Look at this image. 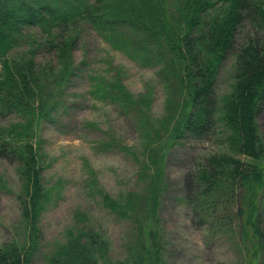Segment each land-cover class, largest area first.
<instances>
[{
	"label": "trees",
	"instance_id": "1",
	"mask_svg": "<svg viewBox=\"0 0 264 264\" xmlns=\"http://www.w3.org/2000/svg\"><path fill=\"white\" fill-rule=\"evenodd\" d=\"M167 1L0 0V114L33 113L42 103L45 108L39 109L38 118L42 116L56 126L70 124L72 107L79 103L47 99L48 95L37 81L40 75L34 61H16L10 53L20 40L32 35L31 29H37L42 33L39 44H51L52 49L71 55L73 45L80 39L81 26L90 25L113 47L129 54L137 62L145 66L159 64L164 67L165 76L170 71L178 75L179 79H163L168 90L173 93L176 90L182 99L188 98L187 104L181 107L176 124L170 129L171 146L184 139H210L218 125L223 124L229 129L231 146L254 159V162H248L231 155L208 156L201 168H189L178 196L188 204L193 221L207 226L210 237L234 241L227 228L232 229L235 220L239 221L236 239L243 245L245 255L247 252L255 254L263 238L261 224L264 216V202L262 207L259 203L262 200L264 166L255 163V160L264 161V139L258 127V115L264 109V35L253 29L240 38L239 30L247 20L263 19L264 9L254 0H223V3L230 1L234 4L229 14L217 22L218 19L204 18L201 14L214 8L215 0H186L188 11L183 15V21L173 24L171 11L166 8L163 11V3ZM262 21L264 23V19ZM229 54L235 57L237 81L220 109L215 82L219 65ZM76 66L71 65L70 75L77 74L75 69L80 72L83 69V66ZM175 68H178V73ZM91 78V94L108 99L124 114L137 119L140 127L144 126L149 118L139 101L114 80L103 82L102 79ZM66 115L69 116L66 118ZM106 133L110 137L100 140L99 145L127 149L120 138ZM37 149L31 143L20 145L10 139H0V156L20 161L26 171L25 177L31 188L28 193L33 200L24 207L27 217L31 214L38 216L42 197L39 194L42 175ZM154 161L160 167L147 175L148 192L133 193L129 206L117 204L116 200L106 196L115 222L134 221L130 241L152 243L159 241L162 232L160 223L163 217L157 211L170 183L161 170L163 159L155 158ZM229 198L238 204L235 211H228L225 205ZM115 203L118 207L112 206ZM139 207L141 211L142 207L145 208L143 215L134 212ZM78 216L82 225L75 230L76 234H72V230L68 232L71 233L69 249L59 253L63 257L55 264H101L95 254L104 247L105 241L110 240L109 236L91 224L87 213ZM141 248L142 253L148 251V248ZM20 249L19 245L1 249L0 264H34L29 253ZM251 260L255 263V259ZM137 264H146L145 259Z\"/></svg>",
	"mask_w": 264,
	"mask_h": 264
},
{
	"label": "rangeland",
	"instance_id": "2",
	"mask_svg": "<svg viewBox=\"0 0 264 264\" xmlns=\"http://www.w3.org/2000/svg\"><path fill=\"white\" fill-rule=\"evenodd\" d=\"M215 1L214 8L201 14L219 22L229 14L234 3ZM254 1L264 9V0ZM185 2L163 3V11L166 8L173 14V24L183 21L188 11ZM263 19L247 20L239 30V37L253 29L264 35ZM81 27L80 39L73 45L71 55L52 49L51 44H39L42 33L37 29H31L32 35L20 40L10 53L16 61H34L40 75L37 81L48 95L47 99L79 104L72 107L71 122L64 126H56L42 116L38 118L39 109L45 108L42 103L33 113L0 114V139L37 147L42 175L38 216L27 217L24 207L33 200L28 193L31 188L26 171L20 161L0 156V250L19 245L23 253L28 252L33 258L34 264H55L63 257L59 253L69 249L71 233L68 232L72 230V234H76L75 230L82 225L78 215L85 212L90 215L91 224L110 239L95 254L101 264H137L141 259H145L146 264H264V216L260 248L255 254L247 252L245 255L243 245L236 239L239 221L232 224L233 230L227 228L234 241L210 237L207 226L193 221L188 204L178 196L186 172L191 167L201 168L208 156L231 155L248 162L254 159L231 146L229 129L223 124L218 125L210 139H184L171 146L170 129L188 98L182 99L176 90L174 93L168 90L163 79H179L178 75L170 71L165 76L164 67L159 64L145 66L113 47L90 25ZM72 64L83 69L81 72L75 69L77 74L70 75ZM175 70L177 72L178 68ZM91 76L103 82L114 80L139 101L149 118L144 126L140 127L137 119L124 114L108 99L91 94ZM236 76L235 57L229 54L219 65L215 82L220 109L234 89ZM183 87L186 91V84ZM258 127L264 139V109L258 115ZM106 132L120 138L127 149L99 145V141L108 136ZM155 158L163 159L161 170L170 183L157 211L163 217L162 232L159 241L152 243L130 241L134 221L115 222L106 196L123 206L128 205L133 193L148 192L147 175L160 167ZM255 163L264 166L263 160H255ZM262 189L261 207L264 185ZM116 203L112 206H117ZM225 203L228 211L238 208L232 198ZM263 209L260 208L261 212ZM142 210L146 211L143 207ZM143 211L139 207L134 212L143 215ZM140 246L148 251L142 253ZM251 259H255V263Z\"/></svg>",
	"mask_w": 264,
	"mask_h": 264
}]
</instances>
